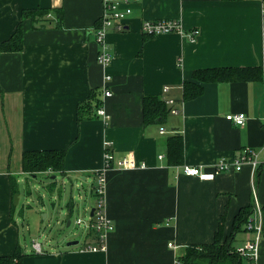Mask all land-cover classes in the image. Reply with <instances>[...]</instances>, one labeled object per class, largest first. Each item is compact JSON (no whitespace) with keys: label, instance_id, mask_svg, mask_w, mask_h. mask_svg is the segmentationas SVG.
<instances>
[{"label":"crops","instance_id":"crops-1","mask_svg":"<svg viewBox=\"0 0 264 264\" xmlns=\"http://www.w3.org/2000/svg\"><path fill=\"white\" fill-rule=\"evenodd\" d=\"M38 8L51 11L53 19L63 12V27L36 28L32 18L24 20V10ZM102 11L103 0H0V45L21 22L24 27L23 49L0 52V257L20 248L21 264H174L188 247L213 243L222 218L224 239L229 237L236 217L254 209L255 198L264 220V81L194 78L204 69H264L261 1L141 0L124 31L107 33L112 55L107 69L98 64L94 35ZM163 19L178 21L183 32L143 33L144 21ZM193 30L200 31L195 41L188 37ZM105 73L111 76L108 97ZM185 82L203 85L202 95L185 101ZM146 97H159L169 108L167 101L174 99L180 113H170L162 125H146ZM99 105L109 118L98 114ZM238 113L247 115L244 126L226 119ZM174 135L184 140L180 165L168 160L167 139ZM106 142L117 159L132 157L147 166L106 173L107 213L115 226L108 250L85 251L88 241L81 247L48 244L41 254L32 244L24 247L12 192L13 181L19 188V177L29 178L22 170L24 152L66 149L62 175L79 181L93 197ZM246 149L256 152L257 167L245 163L241 171L213 180L183 174L185 165L211 171L221 159L233 162ZM49 174L56 186V175ZM95 203L71 200L65 207L69 213L76 208L89 213ZM88 236L93 243L94 235ZM253 237L244 226L232 246ZM246 264H264V235L256 262Z\"/></svg>","mask_w":264,"mask_h":264},{"label":"built area","instance_id":"built-area-1","mask_svg":"<svg viewBox=\"0 0 264 264\" xmlns=\"http://www.w3.org/2000/svg\"><path fill=\"white\" fill-rule=\"evenodd\" d=\"M141 0H103V11L100 18V23L95 29V39L100 45V51L97 57L98 64L107 69L112 62V55L109 51L108 43L106 41L107 33L110 30H116L122 32L125 30V23L133 12L134 6ZM262 3V13L264 15V0H260ZM50 16V15H49ZM142 31L148 36H157L172 33H182L181 25L175 20H146L143 22ZM199 30H193L188 34V37L195 41L199 35ZM105 79V96H111V91L107 88V83L111 80V76L107 73L104 75ZM169 87L166 86L164 91H168ZM167 103L171 106V114L177 115L180 113L179 109L175 107V100L170 99ZM98 114L104 118H109L104 106L98 108ZM226 119L236 126H244L247 121V115L245 113L229 114ZM161 133H165V129H161ZM110 143L106 142V150L104 153V168L97 174V182L94 188L96 203L91 211L88 213L87 220L79 218L76 220V224L84 226L88 230V235H94L95 239L93 243H87L84 245V250L89 252H106L108 250L107 240L109 235L114 231L115 226L107 213V201H106V187L107 176L106 173L109 170H137L145 169L147 166L137 164L136 160L132 157H124L117 159L113 152L109 149ZM163 156H160L162 158ZM245 163H250L254 167H257L258 160L255 151L250 149L244 150L241 157L233 162L221 159L218 161L211 171H206L201 166L185 165L182 167L184 175L190 177H197L201 180H213L216 176L226 171L234 169L235 171H241ZM256 193V191H254ZM93 211V214H92ZM248 231L254 234L253 239L247 241L243 246L238 247L235 252L243 259L255 263L258 255L260 244L264 235V220L263 210L259 204L257 198L254 201V209L250 221L247 225ZM170 247L175 248L173 243L169 244ZM32 249L35 253L41 254L44 252V246L34 240L32 242ZM13 264H21L19 259H14ZM174 264H183L181 258H176Z\"/></svg>","mask_w":264,"mask_h":264},{"label":"trees","instance_id":"trees-1","mask_svg":"<svg viewBox=\"0 0 264 264\" xmlns=\"http://www.w3.org/2000/svg\"><path fill=\"white\" fill-rule=\"evenodd\" d=\"M51 11L44 9H31L23 11V18H32L34 27L54 28L63 27V12L56 11V17H48ZM24 46V27L21 22L14 35L0 45V52L21 51ZM194 78L202 83L208 82H239V81H264V69L261 67H224L198 70L194 72ZM203 85L185 82V101L195 99L202 95ZM100 106V105H99ZM171 113L166 102L159 97H146L144 100L145 124L157 123L162 125ZM168 160L170 165H180L184 156V140L181 135H174L167 139ZM67 150H34L26 151L22 158V170L29 177H37L39 173L50 171L55 174H64ZM55 186H51L54 190ZM13 195L19 193L15 181L12 183ZM253 209H243L235 219L233 233L224 239L223 223L221 219L220 228L216 233L213 243L206 245H192L187 248L186 254L181 258L183 264H242V258L235 252L232 246L234 234L247 227L252 216ZM22 254L20 248L13 256L0 257V264H13L14 259L21 262Z\"/></svg>","mask_w":264,"mask_h":264},{"label":"rangeland","instance_id":"rangeland-1","mask_svg":"<svg viewBox=\"0 0 264 264\" xmlns=\"http://www.w3.org/2000/svg\"><path fill=\"white\" fill-rule=\"evenodd\" d=\"M49 172L39 173L36 178L27 175L29 178L26 182L19 177V203L14 207V211L21 229L22 245L30 249L32 242L37 240L44 247L48 244H57L66 248L71 241H79L76 247L83 246L87 241L91 242L88 230L76 224L79 218L87 220L88 213L82 208H76L69 213L65 205L71 200L78 203L87 199L96 201L95 195L87 197L84 187L77 185L79 181L60 173L55 174L56 186L54 190H51L52 179ZM81 195L83 197L79 198ZM51 203H55V207ZM46 214H48L47 217ZM69 220L70 225H68ZM241 233L234 241V246L240 244ZM242 261V264L247 263L245 258Z\"/></svg>","mask_w":264,"mask_h":264},{"label":"water","instance_id":"water-1","mask_svg":"<svg viewBox=\"0 0 264 264\" xmlns=\"http://www.w3.org/2000/svg\"><path fill=\"white\" fill-rule=\"evenodd\" d=\"M18 203H19V193H16L13 197V204H14V206H16V205H18ZM92 214H93V211H92ZM68 225H70V222L68 223ZM78 242L79 241H72L69 244L70 245H76V244H78Z\"/></svg>","mask_w":264,"mask_h":264}]
</instances>
